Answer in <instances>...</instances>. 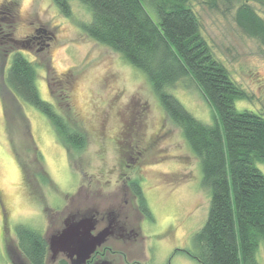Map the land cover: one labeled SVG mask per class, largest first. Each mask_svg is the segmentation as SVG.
Here are the masks:
<instances>
[{"label":"rangeland","instance_id":"1","mask_svg":"<svg viewBox=\"0 0 264 264\" xmlns=\"http://www.w3.org/2000/svg\"><path fill=\"white\" fill-rule=\"evenodd\" d=\"M143 4L158 23L153 5L148 0ZM253 5L264 17V8ZM192 7L215 57L251 96L237 100V110L264 116L262 46L237 26L234 10H212L204 0ZM91 19L89 9L77 0L71 1L70 16L53 0H0V189L11 212L8 238L19 252L16 226L32 227L49 241L68 217L95 214L101 222L97 230L115 220L130 231L125 237L117 232L105 243V259L111 264H199L184 251H197L194 235L210 208L200 160L182 129L166 115L147 76L86 34L82 25ZM17 50L36 66L42 99L85 136L84 150L68 149L34 106L21 103L28 120L13 111L19 103L3 83L12 61L7 52ZM4 52L8 57L3 58ZM169 92L204 124L216 123L215 108L191 79ZM257 166L264 174V165ZM135 179L152 221L138 212L129 189ZM133 229L136 236H128ZM63 258L60 253L54 261L48 250L46 264H60ZM257 259L264 264V242ZM0 264H8L1 224Z\"/></svg>","mask_w":264,"mask_h":264},{"label":"trees","instance_id":"2","mask_svg":"<svg viewBox=\"0 0 264 264\" xmlns=\"http://www.w3.org/2000/svg\"><path fill=\"white\" fill-rule=\"evenodd\" d=\"M53 1L64 15H71L72 0ZM77 1L92 14L91 21L82 25L86 34L147 76L166 115L182 129L200 160L203 186L211 194L210 208L205 224L194 235L197 251L184 253L199 264H261L257 253L264 242V174L257 164L264 165V116L237 110L235 102L251 96L232 78L204 38L200 19L192 7L198 0H148L156 9L158 23L145 9L143 0ZM204 3L212 10L219 11L222 6L224 12L234 10L237 26L264 50V17L253 5L264 8V0ZM7 53L12 54V61L5 68L3 89L19 103L13 111L25 117L21 103L34 106L49 119L68 149L84 150L85 136L52 103L42 99L36 66L20 50ZM8 54L4 52L3 58ZM185 79H191L215 108L214 125L195 118L169 92ZM37 153L41 160L42 155ZM129 186L144 218L152 221L140 181L132 180ZM16 232L28 263L45 264L48 242L43 234L26 225L18 226ZM60 264L68 262L63 260Z\"/></svg>","mask_w":264,"mask_h":264},{"label":"water","instance_id":"3","mask_svg":"<svg viewBox=\"0 0 264 264\" xmlns=\"http://www.w3.org/2000/svg\"><path fill=\"white\" fill-rule=\"evenodd\" d=\"M76 219L75 216L68 217L65 220V227L51 240H47L48 250L52 252L54 260L63 253L66 258L77 256L81 262H85L107 242L109 236L107 230L93 234L97 223L95 214Z\"/></svg>","mask_w":264,"mask_h":264},{"label":"flooded vegetation","instance_id":"4","mask_svg":"<svg viewBox=\"0 0 264 264\" xmlns=\"http://www.w3.org/2000/svg\"><path fill=\"white\" fill-rule=\"evenodd\" d=\"M129 189H130V186H129ZM138 212H139V214H141L144 217V215L141 213L139 208H138ZM10 214H11V212H10V210L7 209L6 203L4 201V192L0 189V224H1V234H2V236L4 238V246H5V250H6V256H7V259H8V264H25L24 260L27 261V259L22 254V252H21V250L19 248L18 238H17V248H18L19 252H17L15 250V248L12 246V244H11L9 238H8V235H7V232L9 233V230H10L9 229V226H10L9 221H11ZM100 223L101 222L99 220H97L96 230L93 232V234H97L98 232H102V231L107 230L108 233H109V236H108L107 240L110 237L114 236L117 232H118L120 237H125L127 235L126 231H129L126 228L125 225L119 224L115 220L110 221L108 224L103 226L100 230H97L98 226L101 225ZM17 227L18 226H16V228ZM16 228H15V234L17 236ZM131 235H135V229H133L131 231V233L128 234V236H131ZM104 245L101 246L100 248H98L97 251L89 259H87L85 262H81V259L78 258L77 256H75L73 258H70V257L69 258H63V259L60 260V262L64 260V261L68 262V264H111L110 261L105 259V255H106L105 252L109 249V247L108 246H104ZM57 258H58V256H57ZM57 258H55L54 261H56ZM26 264H29L28 261H27ZM45 264H46V262H45Z\"/></svg>","mask_w":264,"mask_h":264}]
</instances>
